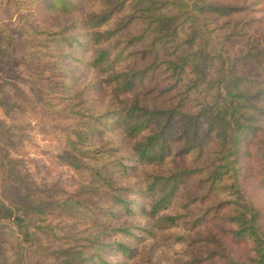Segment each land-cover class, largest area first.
Returning <instances> with one entry per match:
<instances>
[{
  "label": "trees",
  "instance_id": "16d2710c",
  "mask_svg": "<svg viewBox=\"0 0 264 264\" xmlns=\"http://www.w3.org/2000/svg\"><path fill=\"white\" fill-rule=\"evenodd\" d=\"M10 2L0 227L13 235H0V264H153L149 252L136 260L158 236L153 222L173 230L164 238L184 264H264L253 196L264 193L262 1ZM83 69L98 79L80 84ZM97 85L107 97L92 103ZM30 118L64 146L76 195L41 189L26 170ZM138 216L147 224L128 222Z\"/></svg>",
  "mask_w": 264,
  "mask_h": 264
},
{
  "label": "rangeland",
  "instance_id": "374dc122",
  "mask_svg": "<svg viewBox=\"0 0 264 264\" xmlns=\"http://www.w3.org/2000/svg\"><path fill=\"white\" fill-rule=\"evenodd\" d=\"M11 0H0V24L9 22L10 19L15 21L17 15V9L10 2ZM251 0H227L229 3L241 4L249 3ZM262 4L256 7L255 18L258 20L256 26H260L264 30V0H261ZM82 79L80 84H84L89 80H97L98 76L90 74L89 71L82 70ZM107 97V89H102L99 85L94 90H91L89 99L92 103L102 101ZM0 121L9 123V119L5 116L2 109H0ZM28 123L32 125V129L28 131L29 140L21 144L23 149L20 151V157L23 159V164L29 173L31 178L35 181L38 187L54 189L55 187L60 189V197H70L76 195V176L75 173L61 160V155L64 154V146L61 142L46 137L41 133V128L44 123L32 118L24 121V125ZM47 125V124H46ZM138 175L132 178V182L138 181ZM255 183H249L248 187L253 188ZM254 193V190H251ZM2 193V192H1ZM58 193V192H56ZM255 201H264V193L258 192L253 194ZM260 203V202H259ZM258 203V204H259ZM129 223L139 222L146 223V217L138 216L136 218H127ZM147 224V223H146ZM153 229L157 230L158 236L147 243L139 245L140 255L137 257V261H143L145 255L152 253L153 264H184L185 257L182 253L183 246L171 243L170 240H165V235L173 232L171 229H155L153 222ZM0 235L10 239L13 235L12 231L6 233L5 230L0 227ZM145 235V234H143ZM137 245V244H135ZM151 251V252H150ZM237 253H246L244 248L235 250ZM113 258V257H112ZM114 257L113 259H116Z\"/></svg>",
  "mask_w": 264,
  "mask_h": 264
}]
</instances>
